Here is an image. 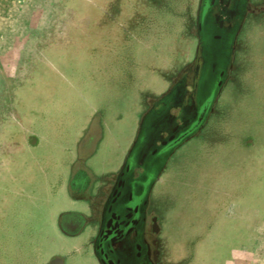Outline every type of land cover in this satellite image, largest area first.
Returning a JSON list of instances; mask_svg holds the SVG:
<instances>
[{"label":"rangeland","instance_id":"obj_1","mask_svg":"<svg viewBox=\"0 0 264 264\" xmlns=\"http://www.w3.org/2000/svg\"><path fill=\"white\" fill-rule=\"evenodd\" d=\"M197 4L0 0V264H86L56 225L87 210L67 184L117 169L140 115L192 82ZM249 5L227 58L207 34L223 61L204 76L213 104L152 189L175 264H264V0Z\"/></svg>","mask_w":264,"mask_h":264},{"label":"flooded vegetation","instance_id":"obj_2","mask_svg":"<svg viewBox=\"0 0 264 264\" xmlns=\"http://www.w3.org/2000/svg\"><path fill=\"white\" fill-rule=\"evenodd\" d=\"M249 9V0H198L192 82L178 80L140 115L130 146L119 150L117 169H103L93 178L82 170L74 173L68 192L78 200L86 199L87 210L62 212L56 225L64 236L79 240L72 251L85 247L86 264H175L167 253L173 249L153 210L152 189L166 169L169 154L203 127L213 104L207 111L204 76L210 70L209 78L215 79L213 72L223 61L210 58L207 34L214 38L215 47L230 43L227 58ZM153 168L156 177L147 189L148 171ZM84 192L91 195H81ZM67 257L68 253L53 254L43 264H66Z\"/></svg>","mask_w":264,"mask_h":264}]
</instances>
